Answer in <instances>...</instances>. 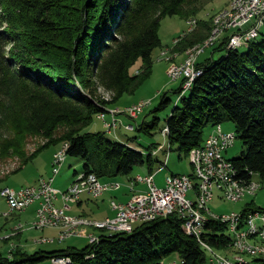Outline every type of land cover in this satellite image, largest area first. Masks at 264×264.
<instances>
[{
	"label": "trees",
	"instance_id": "trees-1",
	"mask_svg": "<svg viewBox=\"0 0 264 264\" xmlns=\"http://www.w3.org/2000/svg\"><path fill=\"white\" fill-rule=\"evenodd\" d=\"M214 1L0 0V25L7 27L0 32V164L19 158L20 166L13 171L17 173L47 147L65 143L67 156L82 160L83 173L102 181L129 180L135 168L146 163L154 173L153 144L144 148L137 137L113 143L105 132L85 130L95 116L107 112L106 106L133 93L151 76L153 54L163 48L158 34L161 21L194 18ZM211 21H199L197 30L177 49L197 45L187 42L200 29L203 39L196 43L204 42ZM258 38L245 44L246 52L226 51L227 39L220 40L216 50L226 53L218 60L212 54L199 62L203 75L178 100L180 105L175 103L165 124L160 126L159 117L150 124L136 121L135 131L153 136L167 127L170 150L177 145V151L189 157L213 128L230 122L243 147L240 157L231 160L238 179H251L253 173L264 182V35ZM9 43L16 49L22 43L23 52L13 49L7 59ZM138 63L142 74L131 75ZM36 65L50 74L36 72ZM98 87L114 95L112 103L100 100ZM180 90L179 86L173 92ZM160 98L151 114L171 105L167 93ZM30 139L45 142L28 153ZM252 204L240 213L242 217L254 210ZM183 229L185 221L171 215L139 223L131 234H100L96 245L81 250L29 255L19 249L12 258L0 253V264H36L57 257H69L70 264H166L174 258L181 264H209L200 241ZM201 239L219 251H228L231 244L227 224L219 221L209 220ZM253 261L264 264L258 257Z\"/></svg>",
	"mask_w": 264,
	"mask_h": 264
},
{
	"label": "rangeland",
	"instance_id": "rangeland-1",
	"mask_svg": "<svg viewBox=\"0 0 264 264\" xmlns=\"http://www.w3.org/2000/svg\"><path fill=\"white\" fill-rule=\"evenodd\" d=\"M233 0H215L213 3L209 4L206 9L200 13L198 16L194 18H190L187 20H184L178 16L173 17H166L161 21L160 28L158 31V34L161 41H162V47L160 49H157L155 51V54L159 52L158 59L154 60V65L152 69L151 76L146 79L138 89H136L131 94H126L122 97V99L118 103H114L112 105L106 106L107 112L110 113L111 111H117V109H128L133 106L139 105L141 103H147L151 102V105L147 107L142 114L139 115L137 118V123L139 125L142 123L143 120L146 121V123H152L154 117H159L161 119L160 126H163L165 124V120L167 118V115L172 112V109L175 105V103L178 101V94H175L173 91L178 89L179 86H181V81L172 82L169 78L168 74H172L176 67H182L187 64V62L190 60L192 54L194 52H198L203 45H205V42L210 38L212 29L214 27V23L216 21V18H219L221 15H223L225 11H228L231 8ZM199 19V20H198ZM212 29L209 33L208 37L202 41L201 44L196 43L199 40L203 39L201 38L202 35H204L203 30H199L194 37H192V40L187 42V44L195 43L197 45L190 47H186L183 49V51L180 52V50L177 49L176 46H179L181 41L187 37L188 35L194 33L197 29V26L199 25V21L201 20H211ZM191 20H197V26L193 30H190L189 33H185L188 30L189 24L188 21ZM4 29H7L6 26L0 25V32L4 31ZM196 29V30H195ZM227 35L224 36L221 35L219 37L220 40L223 38L227 39ZM260 35V36H259ZM261 35H264V26L260 30V33L254 37L253 40H256V38L260 39ZM207 36V34H206ZM219 43V41L216 43V45ZM18 48H14L12 43H9L8 48L6 50V58L9 59L10 55H13V49H16V53H22V43H18ZM214 44V46H216ZM193 46V47H192ZM214 46H211L206 49V51L198 57V61L201 62L203 60H206L211 57L213 54V57L215 60H218L221 58L226 52L225 50L218 51L216 48L212 49ZM219 46V45H218ZM6 49V48H5ZM211 49V50H210ZM240 52H246L247 48L246 45H243L242 47H239ZM31 64H35L37 60L35 58H31ZM39 63V62H38ZM40 64V63H39ZM36 72H45L49 73V71L45 70L43 66H37L36 65ZM40 69V70H39ZM35 72V71H34ZM142 74L140 72V64H137L135 67L131 69V75L135 74ZM50 74V73H49ZM167 93L168 97L171 100V105L166 111H161L157 113L151 114L152 111L159 105L160 103V95H163ZM98 97H100L101 101L112 103L113 101V94L111 92L106 91L102 87H98L97 91ZM178 98V99H177ZM178 105L179 101H178ZM104 113V114H105ZM102 114V113H100ZM109 116V115H107ZM110 117V116H109ZM108 117V119H109ZM132 124L135 126V121H132ZM223 132L225 133H235L234 132V125L230 122H226L221 124ZM217 126L212 129L208 134L212 135L217 130ZM85 132L89 133H103L105 132L106 137L114 142H123L126 139L130 137H137L138 138V144L142 147L146 148L153 144V151L151 155L152 159V165H153V172L155 175V181L156 185L159 188L165 187V182L167 181V176L170 175H188L190 177H195L194 175V168H195V153H191L189 157L184 156L183 154L179 153L177 151V145L172 146V150H170V143L167 137L163 136L162 133L154 134L153 136L145 135L144 133H139L136 131H127L123 127H119V133L121 132V136L123 139H118L115 137L114 134H110L107 130V128L104 127L102 123V119L97 118V116L94 117L92 124L85 130ZM117 133V132H116ZM118 136V135H117ZM45 141L41 139H30L27 143V152L32 153L34 152L39 146H41ZM65 143L57 144L56 146H50L47 147L45 150H43L41 153H39L35 159L31 162H29L22 171H19L17 173H13V171L17 170L20 166V160L19 158H10L6 163L0 164V193L1 189L5 187H10L14 189H19L22 186L31 185L34 182L37 181L40 177L50 179L52 177V169L51 164L53 159L55 158V154L61 149V147ZM158 145L162 146V150H158ZM242 142L239 139L235 140L234 146H232L227 153L225 154L227 160L231 162V160H235L240 157L242 149ZM165 164V165H163ZM194 167V168H193ZM59 175L55 179L54 186L57 190H63L66 191L68 188H70L71 185H73V182L78 178L80 174L83 173V162L81 159L73 158V157H67V160L62 166V170L59 171ZM76 173V174H75ZM149 174V166L146 163L143 166H138L133 171L132 176H146ZM124 178L123 180H125ZM254 180L256 182H259L261 184L260 191L255 196H247L244 200H242L239 203H229L226 202L222 198V194L219 192L215 193V197L213 201L209 204V209L212 213L216 215L221 214H232V213H241L246 206L250 203L252 204L253 211L258 210H264V182H261L260 176L257 174L254 177ZM200 186L201 183L199 181H194V186ZM121 192V191H120ZM195 193L193 190L189 192L188 199H195ZM110 193H107L104 197L105 202H95V200H90L88 204H85L84 206L80 207L77 205V202H70L71 209L67 211V214L71 216L76 217H83L87 218L92 222L99 220H104L107 217H114L115 212L110 207V202L108 200V195ZM1 195V194H0ZM62 198L55 201L57 207H63V202L61 200ZM102 199V198H101ZM100 200V199H99ZM6 200H4L0 196V253H3L9 258L13 257V254L17 252V250L22 249L25 251V253H28L29 255H33L39 251H45V252H52L57 250H65L68 248H75L78 250H81L88 246V238L84 237H70L67 240L63 242L56 241L54 243L51 242V244H37L36 241L47 238L51 239L53 237L57 236V231L45 229L42 230H35L32 229L31 222L35 219L36 210H37V203L35 205L30 206V208L26 209L24 213L15 212L12 216L9 218H5L4 214L7 213L8 208L6 205ZM118 201V200H116ZM119 202V201H118ZM262 212V211H260ZM85 213V215H83ZM18 225L23 226L22 229H18ZM139 223H134V227H137ZM18 230V231H17ZM15 233H14V232ZM55 233V235H51ZM51 233V234H50ZM81 233L89 235H96L99 236L100 234H107L108 230H98L94 227H87V228H81ZM52 236V237H51ZM257 245L260 246V248L263 250L264 255V245L263 243L256 242ZM204 250H206L204 248ZM212 254L214 256H217L219 258L230 260L232 263L236 261L238 252H236L231 246H229V250H214L212 249ZM211 254V253H210ZM211 254V255H212ZM209 256V255H208ZM259 258V256H257ZM211 259V257L209 256ZM249 264H260L259 262H254L253 260L256 257H245ZM209 259V261H210ZM171 262H177V264H181L180 260L178 258H174V261ZM171 262H168L166 264H171ZM36 264H51L50 259H47L43 262L36 263Z\"/></svg>",
	"mask_w": 264,
	"mask_h": 264
},
{
	"label": "built area",
	"instance_id": "built-area-1",
	"mask_svg": "<svg viewBox=\"0 0 264 264\" xmlns=\"http://www.w3.org/2000/svg\"><path fill=\"white\" fill-rule=\"evenodd\" d=\"M245 11L243 14H239L237 22H228L227 29V41L226 51L230 49H237L240 43H247L252 41V34L260 33V30L264 26V0H244ZM217 44L212 49L218 47ZM211 50V49H210ZM190 71L180 72L177 74H168L172 82L181 81V90L178 94V98L182 95L184 87L186 86V80L192 76L194 72L202 70L198 62H189ZM177 98V99H178ZM151 105V102L145 103V107L133 106L130 109H117V111H111L105 113L102 123L108 132H117L119 127L122 126L127 131H135V126L131 123L124 124L121 117H127L129 120L137 121V118L144 110ZM109 115V116H107ZM109 117V119H108ZM166 128L163 129L162 135L165 137ZM213 137H219L222 139V146L213 145ZM236 140L235 133L223 132L222 125H220V132L216 135H207L199 151L203 149H210V158H205V166L203 170V176L207 179L208 169H215V159H222L225 164L228 160L225 156L227 151L231 148V141ZM67 152L64 155L54 158L51 164L52 177L48 180L46 178H40L36 184L22 186L19 189L11 188V190H5L4 194L0 196L6 200L8 212L16 209V207H25V205H35L37 203V210L35 219L31 222L32 229L38 230L43 226H49L60 221H76L69 219L67 211L71 209L70 202H79L82 196L86 195L93 200H99L107 193H113L120 191L123 187L128 188L131 192V197L126 202H118L115 199L110 201V207L115 212L114 217H107L104 220H97V224L104 223L105 220L117 221L121 224V233H130L134 229V223H140V217L151 216V222L157 221L160 218H166L171 215H176L179 219L187 220V231H194L198 229V221L193 217H189L188 209L185 202H183L182 186H194V180L191 183L182 182L181 175L167 176V180L164 188H159L156 185L154 173H149L146 176H134L130 178L125 184L119 180L102 181L94 174H84L83 179H78L76 185H71L66 191L56 190L54 186L55 179L59 175V170H62V163L67 160ZM224 164V165H225ZM165 165V164H163ZM217 176L222 177V172H218ZM244 184L250 191L254 192V188H258V185L253 183L250 178L244 179ZM216 192L220 191V183L211 182V187H207L206 190V210L209 214V203L213 201V196ZM62 198L63 207H57L55 201ZM227 200H235L234 196L225 198ZM240 201V200H235ZM6 216V213L4 214ZM240 216V213L221 214L217 215V219L213 221L224 222L228 226V233L231 238V244L237 248L244 249L242 247V239L250 238L253 242H260L264 244L263 234H256V223H264V212L252 211V216L248 217V223L243 227H235V218ZM21 226V225H18ZM246 228H254V235H246ZM78 237L88 238V245L98 243L100 239H92L87 234L81 233V225L78 224ZM76 229V230H77ZM196 233V232H195ZM116 233H111L110 236ZM187 234V233H186ZM67 234L57 235L51 239H40L36 241L37 244H51L59 241L63 242L67 240ZM252 252L259 255L260 259H264L263 252ZM51 264H70L69 257H57L50 259ZM176 264V263H173ZM209 264H226L225 262L209 263Z\"/></svg>",
	"mask_w": 264,
	"mask_h": 264
},
{
	"label": "bare ground",
	"instance_id": "bare-ground-1",
	"mask_svg": "<svg viewBox=\"0 0 264 264\" xmlns=\"http://www.w3.org/2000/svg\"><path fill=\"white\" fill-rule=\"evenodd\" d=\"M231 8L228 11L223 12L224 14L221 15L219 18H216V21L214 23V27L211 32L210 38L205 42V45L198 51L194 52L190 58V60L187 62L186 65L182 67H176L174 72L172 74H177V71L180 72H188L190 71V63L189 62H198V57H200L207 48L216 45L220 39L227 34V29H228V22H237V18L239 14H243V11H245V3L244 0H233ZM199 20V19H198ZM198 21L197 20H191L188 21L189 27L187 32L189 33L190 30H193L196 28ZM221 35H223L221 37ZM258 35V33L255 32V34H252V41L254 37ZM219 37H221L219 39ZM251 42V41H250ZM247 42V43H250ZM247 43H240L239 47H242L243 45ZM229 50H235V49H228ZM203 69L194 72V74L186 80V86L184 87L182 95L179 97L182 98L186 93H188L192 87L194 82L203 75ZM138 107H145V103H141L139 105H136ZM130 109V108H128ZM104 113L99 114L98 118L103 120L104 118ZM217 131L213 133L212 135L218 134L220 132V125L217 126ZM110 134H114L116 138L117 133L116 132H109ZM168 135V129H166L165 136L167 137ZM235 140L233 139L231 141V147L234 146ZM213 145L214 146H222V139L219 137H213ZM69 145L64 144L61 149L55 154V158H58V156H62L67 152ZM163 147L160 146L158 150H162ZM195 168H194V175L195 177L191 178L188 175H183L181 177L182 182L184 183H191L192 180L199 181L201 185L199 186H182V193H183V202L186 204V208L188 209V214L189 217H193L198 221V229L194 231H187L191 236H195L199 241L200 244L202 245L203 248H205L206 252L208 255L211 257L209 263H216L218 262H225L226 264H248V261L246 260L245 257H257L256 253L252 252L251 250L257 251V252H263V250L260 248L259 245H257L256 242H253L250 238H243L242 239V247L244 249L237 248L234 245H230L236 252H238L236 261L233 263L230 260H225L222 258H219L217 256H214L212 254V247L208 246L207 244H204L201 240L202 234L205 230V226L209 220L212 219H217V215L212 213L209 209V214L206 210V190L207 187H211V182H215V176H216V183H220V193L222 194V198L225 200V198L233 197L235 200H240V201H235V200H227L229 203H239L242 200H244L247 196H255L261 188V184L259 182H256L254 180V177L256 174L251 173V181L258 185V188H254V192L250 191V188L248 189L247 186L244 184V180L241 179L239 180L236 174L235 167L233 166V162H229L227 164L224 163L222 159H215V169H208L207 172V179L206 177L203 176V170L205 166V158H210V149H203V151H199L197 149L195 152ZM64 163H62L63 166ZM225 164V165H224ZM217 169L218 172H222V177L217 176ZM60 171V170H59ZM60 173V172H59ZM84 178V173L80 174L78 178L73 182V185H76L78 182V179H83ZM168 181V180H167ZM71 187V186H70ZM197 187V188H196ZM11 190L10 187H5L1 189L0 194H4L5 190ZM57 190V189H56ZM194 191L195 193V199H188V194L190 191ZM215 196H213L214 199ZM210 204V203H209ZM32 205H25V207H16V209L6 213L5 218H9L12 216L15 212L19 213H24L27 211L26 209L30 208ZM252 216V212L248 214L245 218L240 216H235V227H243L248 223V217ZM69 219L76 220V221H60V222H55V224H51L49 226H43V228H39V230L44 231L45 229H50V230H55L57 231V235H62V234H67L68 237H78V224L81 225V228H87V227H94L98 230H108V234L111 233H117L121 232V224H119L117 221H112V220H105L104 223L102 224H97V222H92L87 218L83 217H76V216H71L69 215ZM185 221V228L187 229V220L183 219ZM140 223H145V222H150L151 221V216H143L140 217ZM32 226V224H31ZM23 226L18 227V229H22ZM77 229V230H76ZM18 231V230H17ZM133 230L130 231V234ZM14 232V231H13ZM15 233V232H14ZM256 234H263V239H264V223H256ZM246 235H254V228H246ZM89 237L92 239H99V236L96 235H89ZM47 239V238H43ZM99 242V241H98ZM97 243H94L93 245H96ZM264 245V244H263ZM212 255H211V254ZM177 262H171V264Z\"/></svg>",
	"mask_w": 264,
	"mask_h": 264
},
{
	"label": "crops",
	"instance_id": "crops-1",
	"mask_svg": "<svg viewBox=\"0 0 264 264\" xmlns=\"http://www.w3.org/2000/svg\"><path fill=\"white\" fill-rule=\"evenodd\" d=\"M231 1V0H230ZM158 54H159V52H158ZM157 53L155 54V52H154V54H153V60H157L158 59V55ZM212 56V55H211ZM138 64H140V66H141V63H138ZM121 120H122V122L124 123V124H128V123H131V120H129V118H127V117H121L120 118ZM120 127H122V126H120ZM117 137H118V139H123L122 138V136H121V132L119 133V129H118V131H117ZM134 176H132V178H133ZM40 178H42V177H40ZM39 178V179H40ZM39 179H37V181L39 180ZM124 178H121V179H118L120 182H122V183H126L127 181H128V178H126L125 180H123ZM36 181V182H37ZM36 182H34L35 184H36ZM33 183V184H34ZM121 191V192H120ZM120 191H117V192H113V193H110L109 195H108V200L107 201H111L112 199H115V200H118L119 202H126V201H128L129 200V197H131V192L128 190V188H126V187H123ZM105 196H107V195H105ZM104 196V197H105ZM104 197H102V199H100V200H95V202H105V200H104ZM90 200H93V199H90V197H88V196H86V195H84V196H82V198H81V200L79 201V202H77V205L78 206H80V207H82V206H84L85 204H88L89 203V201ZM83 215H85V213H83ZM99 220V219H98ZM51 234V233H50ZM51 235H55V233L53 232V234H51ZM52 237V236H51Z\"/></svg>",
	"mask_w": 264,
	"mask_h": 264
}]
</instances>
